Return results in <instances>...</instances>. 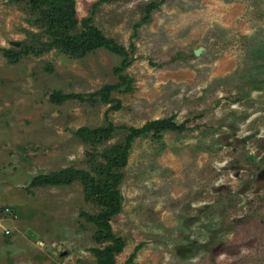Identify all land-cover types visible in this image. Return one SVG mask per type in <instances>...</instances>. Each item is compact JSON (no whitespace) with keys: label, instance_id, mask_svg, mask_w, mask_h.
Wrapping results in <instances>:
<instances>
[{"label":"rangeland","instance_id":"rangeland-1","mask_svg":"<svg viewBox=\"0 0 264 264\" xmlns=\"http://www.w3.org/2000/svg\"><path fill=\"white\" fill-rule=\"evenodd\" d=\"M99 1L76 0L79 20L94 9L107 38L134 47L133 90L113 91L107 104L95 94L119 83L120 57L49 48L38 12L0 0V211H13L0 226V264H97L91 250L106 243L80 213L100 207L81 181L33 179L68 168L99 179L106 151L128 132L89 144L79 129L172 116L185 130L136 139L121 170L117 264L139 246L131 264H264V0ZM152 3L159 8L136 30ZM34 36L47 44L41 52ZM21 48L28 54L11 64L4 52ZM56 92L75 98L54 103Z\"/></svg>","mask_w":264,"mask_h":264},{"label":"trees","instance_id":"trees-1","mask_svg":"<svg viewBox=\"0 0 264 264\" xmlns=\"http://www.w3.org/2000/svg\"><path fill=\"white\" fill-rule=\"evenodd\" d=\"M17 2L25 1L33 12H38L41 23H39L50 38L48 47H57L59 50L69 52L75 57H83L97 50H107L121 58V62L114 68L113 74L119 80L116 85H106L97 96H101L104 103H111V93L125 87V92L133 90V82L125 71L133 64L134 47L130 52L115 40L107 38L103 32L94 25V9L90 15L81 21L78 18L76 0H16ZM108 0H101L95 4V8L102 5ZM159 5L152 3L145 9L146 17L140 24L135 26L137 30L141 24L147 22L151 18V13L158 9ZM82 27L81 34H73L78 27ZM136 35V34H135ZM40 37L34 36L33 41L36 43L32 47V52H41L38 48L44 49L47 44H40ZM41 45V47H40ZM34 49V50H33ZM26 51H5V57L11 64L18 63L23 55H27ZM74 95H62L54 93L52 101L61 104L70 99H74ZM121 103L118 101L115 109H121ZM128 132L122 143L116 144L110 150L106 151V165L98 168V179L92 176L90 172L68 168L59 173L40 174L32 181V187L61 186L63 184H71L75 181H81L84 186L86 198L93 204L100 207L98 214H89L81 212L80 216L94 224L97 228L99 243L106 245L102 248H93L91 252L97 260V264H117L116 257L121 254L125 247L126 241L118 237L113 232L112 222L122 210L123 196L120 185L123 179L121 170L125 168L129 162L130 152L136 139L152 135L153 138L159 139L165 132H183L184 125L176 123L175 116L167 119H159L150 121L140 128L128 126H116L112 122H108L106 127L91 129L83 127L78 130L77 135L87 143L105 142L113 137L116 131ZM12 210V209H11ZM5 208L0 211L2 216L5 215ZM13 217V211H12ZM142 246L136 248L135 253L127 264L134 262L137 252Z\"/></svg>","mask_w":264,"mask_h":264},{"label":"built area","instance_id":"built-area-1","mask_svg":"<svg viewBox=\"0 0 264 264\" xmlns=\"http://www.w3.org/2000/svg\"><path fill=\"white\" fill-rule=\"evenodd\" d=\"M5 215L6 216H2L1 214H0V226H1V223L3 222V221H5V220H7L8 218H10V220H13V217H12V211H11V209L10 208H5ZM2 227V226H1ZM4 233L6 234V235H8V236H10L11 235V233H12V231L9 229V228H6L5 230H4Z\"/></svg>","mask_w":264,"mask_h":264},{"label":"water","instance_id":"water-1","mask_svg":"<svg viewBox=\"0 0 264 264\" xmlns=\"http://www.w3.org/2000/svg\"><path fill=\"white\" fill-rule=\"evenodd\" d=\"M201 52H202V49H198V50L195 51V54H196L197 56H199V55L201 54Z\"/></svg>","mask_w":264,"mask_h":264}]
</instances>
